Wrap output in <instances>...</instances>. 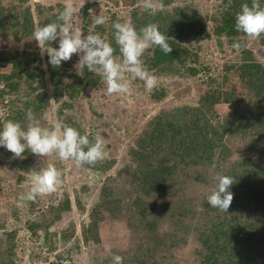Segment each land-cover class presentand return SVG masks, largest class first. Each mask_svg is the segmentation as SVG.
I'll return each mask as SVG.
<instances>
[{"label": "trees", "instance_id": "16d2710c", "mask_svg": "<svg viewBox=\"0 0 264 264\" xmlns=\"http://www.w3.org/2000/svg\"><path fill=\"white\" fill-rule=\"evenodd\" d=\"M162 3L167 8L173 0H162ZM227 3L219 19L215 18L214 32L234 43L244 35L236 31L235 18L241 6L245 3L251 6L252 0H230ZM257 3L263 7L261 0ZM97 5L89 3L82 9L84 34H99L116 49L115 55L119 57L112 27L114 22H121L116 14L106 16V23L95 26L94 31L88 30L96 17L91 11ZM64 7L59 4L56 11L55 6H38L39 25L58 22L57 17ZM130 17L137 31L156 24L158 30L169 38L171 53L165 54L153 46L148 49L151 54L142 57L156 75L188 78L199 74V57L188 44L194 38H209L211 34L198 10L190 6L153 12L138 9L132 11ZM34 25L35 17L29 6L12 14L11 8L0 4V30H6L8 26L13 29L14 36L28 38L33 36ZM51 46L58 47V42ZM48 60L44 54L46 69L38 66L40 51L29 46L9 54L0 51V63L11 69L9 73L0 72L2 94L14 93L21 99L19 92L23 84L28 86V96L34 93V99L26 100L25 113L21 111V114H27L28 109L33 113L47 109L46 93L37 92L46 86L47 76L55 96H67L70 100L88 86L99 85V76L87 68L83 69L82 75H76L69 69V61L53 67ZM226 70H237L249 99L239 95L235 89H223L211 80L205 99L197 106L164 109L152 117L138 136L136 147L129 152L130 164L118 173L124 193L117 195L116 190L103 187L90 224L84 228L86 242L101 243L99 233L104 213L108 212L113 220L122 218L121 212L115 214L121 206L133 231V240L138 239L135 246L129 248L133 249L132 252L129 249L120 252L123 264H179L171 260L175 257L174 251L181 247L189 249L186 252L187 264H264V65L256 61L253 51L242 47L240 62ZM166 94L162 88L154 90L151 97L161 101ZM221 103L232 105L233 112L218 118L216 106ZM62 106L71 107L72 104L63 102ZM63 123L77 129L81 135L85 134L81 125L71 117L65 118ZM232 137L246 145V157L232 160L233 155L227 146ZM89 141L93 143V139ZM103 165V171L110 167L105 160L94 166H83L97 171ZM217 174L235 179L229 189L234 198L228 213L212 208L207 202L208 195L204 196L202 208L198 201L194 203L193 198L184 203L175 200L187 183L204 187L214 185L212 188H216L214 177ZM71 206L70 196L66 194L57 206L51 207L52 220L45 217L40 221H30L29 230L36 233L43 228L42 224L46 231L49 230L51 224L62 219ZM0 227H3L2 223ZM74 234L75 228L69 227L63 232V239L68 240ZM11 240L14 241V237L10 236L8 241ZM130 253H133L132 257H129ZM115 254L112 253V257ZM11 263V260H0V264ZM104 264H113L112 258L105 259Z\"/></svg>", "mask_w": 264, "mask_h": 264}, {"label": "rangeland", "instance_id": "374dc122", "mask_svg": "<svg viewBox=\"0 0 264 264\" xmlns=\"http://www.w3.org/2000/svg\"><path fill=\"white\" fill-rule=\"evenodd\" d=\"M263 2L264 9V0ZM230 0H173V3L164 9H171L176 6H190L198 10L206 20L210 31L209 38H194L188 44L198 55L197 66L199 74L196 77L182 78L177 76L156 75L154 70L143 62L144 67L151 75L157 77L158 83L154 90L165 89L166 96L161 101L151 97L154 92H147L144 82L136 79L130 80V74H126V82L130 81V91L122 95H107L106 85L101 77L97 87L88 86L79 96L70 100L67 96H55L49 76L46 77L44 91L49 105L42 112L33 113L36 120L42 127H50L53 121H61L71 117L81 125L88 139L102 138L104 141V159L109 169L92 170L85 166H76L74 161H61L55 154L48 157H38L25 150L23 159L13 158V154L3 147H0V260L11 264H104L105 259L112 258V253L120 255V252L135 246L138 239L132 238L133 231L129 227L128 217L125 210L120 206L119 214L122 218L111 219L109 213L105 212L104 222L101 223V243L93 241L86 242L84 239V228L91 221V214L99 201L103 187L116 190L117 195L123 194L120 187L119 171L127 164H130V150L136 147L137 138L145 129L148 122L155 115L164 109H172L183 105L197 106L204 100L208 92V83L215 80L217 86L223 89H235L237 93L248 97V91L241 83L237 70L227 72L228 66L238 64L242 57V49L236 51L225 36L214 32L215 18L220 17ZM71 3L76 8L72 24L84 32V21L82 9L89 3H97L91 12L94 16L104 15L110 17L113 13L118 16L121 23L131 21V12L143 10V0H0L4 7L11 8V13L29 6L35 17V25L40 20L37 15L38 6H55ZM157 9H153L155 11ZM145 11V10H143ZM149 12V11H147ZM96 27L91 26L88 30L94 31ZM13 29L6 26V30H0V51L11 53L22 47L29 46L37 48L33 36L21 38L14 36ZM240 41L243 48L254 52L255 59L264 65V34L259 38L251 39L242 36ZM150 50V49H149ZM151 54L146 51L143 57ZM79 56L73 55L69 60V69L76 75H82L77 71L76 65ZM38 66L46 69L44 54H41V62ZM11 69L0 63V72L9 73ZM227 77V81H226ZM3 83L0 84V130L3 124L12 120L19 122L26 130L29 120L25 113L26 100L34 99V93L28 96L27 84H23L18 99L14 93L2 94ZM36 84H34L35 86ZM17 97V98H16ZM13 102V105L11 104ZM63 102H70L71 107H63ZM63 107L62 112H60ZM233 112V106L228 103H221L216 106V116L223 118ZM229 136V135H227ZM228 137H226L227 139ZM227 146L233 155L232 160L246 157L245 147L240 140L232 137L227 141ZM259 162V159L255 157ZM12 164V166L10 165ZM49 165L55 166L62 173V183L57 190L49 195L37 197L35 201H25L18 206L19 197L27 193L31 187L30 175L32 172H39ZM214 186V185H212ZM204 187L195 183H187L184 190L175 200L182 203L192 198L198 201L200 208L204 204V196L214 191L215 187ZM68 194L71 199V209L67 210L62 219L51 224L49 230L45 225L33 233L29 230L30 221H40L43 218L53 219L52 206ZM162 201V200H161ZM107 211V210H106ZM69 227L75 228L72 238L63 239V232ZM14 241H8L9 237ZM133 249H129L132 252ZM187 247L176 249L175 257L171 261L179 264L188 263ZM135 251V250H134ZM4 255V257H3ZM130 253L129 257H132ZM124 257H126L124 255Z\"/></svg>", "mask_w": 264, "mask_h": 264}, {"label": "clouds", "instance_id": "9594fccd", "mask_svg": "<svg viewBox=\"0 0 264 264\" xmlns=\"http://www.w3.org/2000/svg\"><path fill=\"white\" fill-rule=\"evenodd\" d=\"M162 0H143V10H163ZM76 8L68 3L57 17L58 22L43 26L36 24L33 28V40L41 50L47 54L48 63L53 67L61 66L62 62L69 61L75 54L79 56L76 65L80 74L84 68L99 75L106 85L107 95H122L130 91V81L126 82V74L130 80L139 79L144 82L147 92H152L158 83L157 77L151 75L144 67L142 57L153 46L159 47L165 54L172 52L169 39L158 30L156 24H149L139 31L131 22H114L115 43L119 48L120 56L115 55L116 49L99 34L89 32L87 35L78 27H73L72 21ZM107 17L97 15L93 27L104 25ZM235 29L251 39L259 38L264 34V9L252 0L251 6L245 3L235 18ZM58 42V47H52ZM244 45L237 40L232 44L233 49L240 51ZM29 120L26 130L19 122L8 120L0 130V147L13 154V158L23 159L25 150L38 157H48L53 154L61 161H74L76 166L92 165L104 159V141L97 137L91 143L87 135L61 121H53L50 127H42L33 115L31 109L27 111ZM216 188L207 196L208 204L228 213L233 201V193L229 190L235 179L228 175L217 174L214 177ZM31 187L27 193L20 195L18 206L25 201H35L37 197L54 193L62 183V173L52 165L32 172L30 175ZM113 264H123L119 255L112 257Z\"/></svg>", "mask_w": 264, "mask_h": 264}]
</instances>
